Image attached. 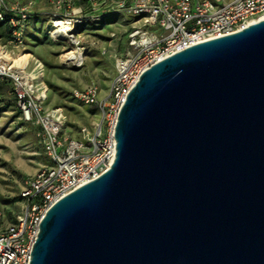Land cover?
<instances>
[{
    "label": "water",
    "instance_id": "95a60500",
    "mask_svg": "<svg viewBox=\"0 0 264 264\" xmlns=\"http://www.w3.org/2000/svg\"><path fill=\"white\" fill-rule=\"evenodd\" d=\"M115 138L108 170L45 214L31 264H264V19L145 70Z\"/></svg>",
    "mask_w": 264,
    "mask_h": 264
},
{
    "label": "built area",
    "instance_id": "2783aa9c",
    "mask_svg": "<svg viewBox=\"0 0 264 264\" xmlns=\"http://www.w3.org/2000/svg\"><path fill=\"white\" fill-rule=\"evenodd\" d=\"M88 1L95 9L96 4L108 0ZM50 2L55 11L50 17L52 35L57 21L73 23L74 29L68 32L73 35L92 18L85 13L82 0ZM35 5V0H0V22H6L11 30L5 43H0V75L11 79L21 116L37 127L39 142L52 164L25 182L17 212L0 205V264H31L33 247L47 211L112 165L117 151L115 130L121 107L145 70L193 44L242 30L264 14V0L118 1L117 10L144 22L129 35L134 51L117 60V74L109 94L102 97L101 88L95 83L72 91L76 100L95 106L100 113L93 131L84 126L81 138L76 139L63 135L66 117L62 108L45 107L47 92L43 91L48 87L42 78L43 64L40 67V61L32 59L25 65L13 67V59L6 61V56L13 58L17 50L18 57L21 56L20 51L26 44V27ZM143 26L160 27L162 32L158 34Z\"/></svg>",
    "mask_w": 264,
    "mask_h": 264
},
{
    "label": "rangeland",
    "instance_id": "374dc122",
    "mask_svg": "<svg viewBox=\"0 0 264 264\" xmlns=\"http://www.w3.org/2000/svg\"><path fill=\"white\" fill-rule=\"evenodd\" d=\"M35 1L26 27L25 48L20 53H30L33 61L39 60L43 64L42 78L48 87L45 107L62 108L66 117L63 135L80 139L81 128L86 126L93 131L100 113L92 110L91 105L76 100L72 91L95 83L103 94H109L111 82L117 74V60L134 51L129 35L142 26L144 20L117 10L120 0L98 3L95 9L82 0L85 13L92 18L84 21L73 34L79 42L76 44L67 36L52 35L50 17L55 11L50 0ZM142 28L158 34L162 32L160 27ZM0 43H5L4 39ZM75 48L82 53L81 63L76 58L65 57ZM18 55L17 50L12 57ZM14 98L13 91L0 94V205L17 212L21 200L14 198L20 195L25 182L52 162L39 142L37 127L23 120Z\"/></svg>",
    "mask_w": 264,
    "mask_h": 264
},
{
    "label": "bare ground",
    "instance_id": "6f19581e",
    "mask_svg": "<svg viewBox=\"0 0 264 264\" xmlns=\"http://www.w3.org/2000/svg\"><path fill=\"white\" fill-rule=\"evenodd\" d=\"M262 19H264V14L260 15L259 17H257L253 21L262 20ZM56 26L57 27H56V29L54 31L55 33L53 35L58 36V35H56L57 33L64 34L72 42L76 43L78 41L73 35H71V34L68 33L69 31H72L74 29L73 23H71L69 21H57ZM65 57L67 59L76 58L77 61H79V63H81L82 60H83L82 53L79 52V49L78 48H75L74 51L67 53L65 55ZM32 58H33V56L30 53L29 54L27 53V54L21 55L20 57H17V58H10V56H6V61H11L13 59L14 61L12 63V66L13 67H17V66L25 65ZM39 64H40V67H42V63L40 62ZM32 74L36 76V75H38V72H33ZM46 92H47V89L45 88L44 91H43V93L46 94Z\"/></svg>",
    "mask_w": 264,
    "mask_h": 264
},
{
    "label": "trees",
    "instance_id": "16d2710c",
    "mask_svg": "<svg viewBox=\"0 0 264 264\" xmlns=\"http://www.w3.org/2000/svg\"><path fill=\"white\" fill-rule=\"evenodd\" d=\"M86 3H89L88 0H86ZM8 17V16H7ZM10 27L6 22H0V39L7 40L10 37ZM13 91L12 81L9 77L0 75V94L4 93H10ZM15 97V95H14ZM14 103L17 106L16 97L14 98ZM18 108V107H17ZM91 109L95 110L96 107L91 105ZM16 201L21 200L22 196H16L14 198Z\"/></svg>",
    "mask_w": 264,
    "mask_h": 264
},
{
    "label": "crops",
    "instance_id": "0c3cea01",
    "mask_svg": "<svg viewBox=\"0 0 264 264\" xmlns=\"http://www.w3.org/2000/svg\"><path fill=\"white\" fill-rule=\"evenodd\" d=\"M102 97L106 96V94H103L102 92L100 93Z\"/></svg>",
    "mask_w": 264,
    "mask_h": 264
}]
</instances>
